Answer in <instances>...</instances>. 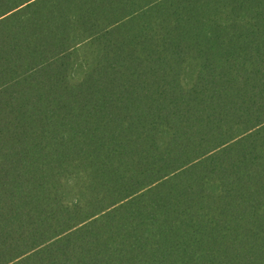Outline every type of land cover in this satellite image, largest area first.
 I'll return each instance as SVG.
<instances>
[{
	"label": "trees",
	"instance_id": "1",
	"mask_svg": "<svg viewBox=\"0 0 264 264\" xmlns=\"http://www.w3.org/2000/svg\"><path fill=\"white\" fill-rule=\"evenodd\" d=\"M0 264H264V0H0Z\"/></svg>",
	"mask_w": 264,
	"mask_h": 264
}]
</instances>
